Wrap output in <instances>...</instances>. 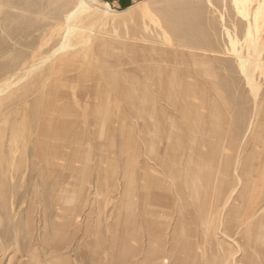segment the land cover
Here are the masks:
<instances>
[{"label": "rangeland", "instance_id": "374dc122", "mask_svg": "<svg viewBox=\"0 0 264 264\" xmlns=\"http://www.w3.org/2000/svg\"><path fill=\"white\" fill-rule=\"evenodd\" d=\"M262 192L264 0H0V264L141 263L142 197L167 264H250Z\"/></svg>", "mask_w": 264, "mask_h": 264}, {"label": "bare ground", "instance_id": "6f19581e", "mask_svg": "<svg viewBox=\"0 0 264 264\" xmlns=\"http://www.w3.org/2000/svg\"><path fill=\"white\" fill-rule=\"evenodd\" d=\"M85 12L91 16L97 15V11L92 8H86ZM221 195L222 197L216 201L217 206L224 204L226 202L225 199L228 197L227 193H221ZM161 203L160 198L157 197H142L139 203L137 201H131L126 204V209L128 211L125 218L126 228L124 227L126 237L122 241V246H124L125 249H128L129 254L127 256H130L129 262H132V258L143 256L141 263L138 262L136 264H167L169 257L162 253L164 252L162 244L165 242V237L162 240L154 239V236L157 234L165 235V231L159 230L162 218L164 217V213L161 212ZM137 207L139 208V213L135 211ZM246 210L253 211L255 215H261L264 217V192L260 193L256 201ZM262 224L264 226V218H262ZM144 226L147 228V231L144 230L145 234L147 233L150 236L148 244L145 245L144 240L140 238L141 236H138L140 246L135 248L131 247L129 245L130 237L141 235V229ZM178 228L179 227L174 230L172 235L174 245H176L178 241ZM238 228L239 227H237V229ZM152 229L153 231L151 232ZM236 235H238L237 231L228 233V235L226 234V236L232 240H235V238L237 239ZM221 254H223V251L220 246L210 247L206 244L205 247L199 249V255L196 256L210 257L211 260L209 264H229L228 261L224 260L225 258H223V255ZM247 256L248 255L244 252L243 260L241 261L243 264H247ZM251 256L252 254L250 253L249 257ZM253 258L254 260L250 264H264V245L254 248Z\"/></svg>", "mask_w": 264, "mask_h": 264}, {"label": "crops", "instance_id": "0c3cea01", "mask_svg": "<svg viewBox=\"0 0 264 264\" xmlns=\"http://www.w3.org/2000/svg\"><path fill=\"white\" fill-rule=\"evenodd\" d=\"M94 1L104 5L109 4L110 6L118 10L125 11L147 0H94Z\"/></svg>", "mask_w": 264, "mask_h": 264}]
</instances>
